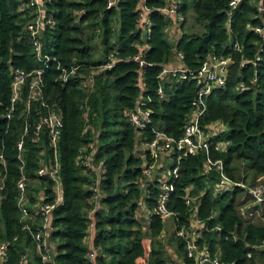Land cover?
Here are the masks:
<instances>
[{"label":"trees","instance_id":"trees-1","mask_svg":"<svg viewBox=\"0 0 264 264\" xmlns=\"http://www.w3.org/2000/svg\"><path fill=\"white\" fill-rule=\"evenodd\" d=\"M24 1L0 0L3 109L10 105L14 70L31 71L42 66L28 36L20 38L33 18L31 9L20 10ZM175 1L184 16L181 39L176 46L184 65L198 70L212 55L232 60L226 86L215 88L208 95L206 111L200 118L204 128H212L217 122L228 128L213 138L209 156L223 161L225 174L231 180L248 187L264 186V36L255 31L256 27L264 28V0H242L230 16L232 0ZM107 4L108 0H50L44 6L46 18L54 21L53 26H47L43 38L44 48L46 51L53 48L54 58L43 75L45 94L51 103L62 108L64 122L59 144L64 204L52 214L50 236L57 249L47 264H91L87 244L91 222L95 224L94 244L104 248L94 264H194L187 256L185 238L178 235L182 226L189 229L191 223L186 190L193 185L194 193L199 195L206 179L214 183L220 180V175L215 170L204 173L208 157L204 151L180 155L178 177L168 200L169 209L176 214L169 242L179 258L169 261L161 238L165 220L154 212L160 191L158 182L145 188L138 182L143 176V161L137 150L139 137L150 140L153 132L148 126L139 136L125 111L135 108L140 98H150L147 107L152 110L151 125L178 140L184 134L199 86L195 80L160 76L175 54L165 33L171 17L162 10L169 0H146L151 22L146 51L141 50L144 30L139 23L138 0H117L112 7ZM236 43L240 49L235 48ZM141 52L145 66L132 60ZM108 62H113V66L101 67ZM58 63L79 69L62 84L56 80ZM86 76L93 77L92 86L81 85ZM241 84L244 89L239 88ZM160 85L168 98L157 95ZM87 123L93 131L84 133ZM20 133L21 122L15 117L10 130L0 138L6 156V164H0V176H6L0 203V243H9L7 264H23L24 253H29V264H44L36 253L32 232L22 230L17 206L20 162L16 142ZM32 134L33 129L26 139V171L40 183L31 188L30 198L33 204L42 198L49 202L54 198L52 182L36 175L41 147L33 143ZM220 142L225 146L218 147ZM92 147L96 150L95 161H103L105 169L97 201L91 189L96 177L90 176L78 160L82 148ZM47 152L50 156L51 151ZM178 156L175 153L173 161ZM147 157L149 163L154 162L150 153ZM141 202L152 212L148 228L136 217ZM197 203L199 218L206 223L198 238L201 246H207L226 264H264V202H254L248 189L235 186L217 196L212 189L204 190ZM245 205L247 216L241 212ZM253 211L258 214L249 216ZM33 221L34 231L42 218L37 216ZM217 226L221 229L217 230Z\"/></svg>","mask_w":264,"mask_h":264},{"label":"built area","instance_id":"built-area-1","mask_svg":"<svg viewBox=\"0 0 264 264\" xmlns=\"http://www.w3.org/2000/svg\"><path fill=\"white\" fill-rule=\"evenodd\" d=\"M50 0H26L21 6L20 10L31 9L33 11V18L24 27L20 38L25 35L28 36L32 50L39 62L42 63L41 67L35 68L31 71L25 69H17L13 72V78L11 83V100L10 105L3 109V101L0 99V138L5 135L12 126V120L17 117L21 122V133L16 142L17 158L20 162V177L16 182L17 194V206L21 212V224L22 230L32 232L34 241L36 242V253L41 257L44 264L50 263L55 255L56 248L54 242L51 240L50 233L52 232L51 220L54 210L64 204V191L62 186L61 177V162L59 159V144L63 133V110L57 103H51L45 94V83L43 75L45 69L49 66V63L54 59L52 57V49L46 51L44 48V34L47 26H53L54 21L45 16L44 6L45 3ZM242 0H232L230 3L232 14ZM117 4V0H108V7H112ZM258 6V5H257ZM262 9L261 6H258ZM138 12L140 27L149 32L151 26L149 18V8L146 6V0H138ZM166 13L175 15L178 18V22L181 25L184 21V16L180 12V6L175 0H169V4L162 9ZM230 21V20H229ZM255 31L264 36V28L256 27ZM99 33V30H98ZM236 49H240L238 43L235 44ZM143 51V49H141ZM142 53L135 55L132 60L139 62L141 66H145L146 63L142 58ZM179 57L183 60V55L179 53ZM115 58V57H114ZM260 57L257 58L259 60ZM232 60L230 57H218L210 56L207 61L203 63L198 70L188 69L185 65L179 68H168L164 65L161 72V77H173L174 79L181 81L186 79L195 80L199 86L197 98L194 101L193 110L188 117V120L184 126L183 136L175 140L172 136L168 135L158 126H153L152 123V110L147 107L150 98H140L137 106L133 109L125 111L127 120L135 127L139 132V136H142L143 130L148 126L151 127L153 132V138L147 141H143L139 137L138 147L143 151L138 150V156L143 161V176L138 180L141 186L145 188L148 184L158 182L159 196L156 199V205L154 212L165 219H174L176 215L174 211L168 207V200L171 193L174 190V181L178 177L180 155H196L200 151H204L207 154L206 161L204 163V173L209 174L212 170H215L220 175V180L212 183L208 178L205 181L204 190L212 189L215 196L228 191L235 186H241L248 189L249 193L253 196L254 202H264V186L262 184L255 187H248L244 183H239L231 180L224 171V164L222 160H213L209 156V150L213 145V138L218 136L222 126L219 123H215L212 128H204L201 126L200 118L205 113L207 108L208 95L211 94L215 88H223L226 86L227 78L229 75V66ZM184 64V63H183ZM113 62H108L101 67H111ZM57 69L59 76L56 80H59L62 84L66 83L72 76L76 75L79 66H70V68L58 63ZM94 79L92 76H86L82 79L81 85L84 87L92 86ZM141 85L144 84L141 81ZM240 89H244V85L239 86ZM157 95L161 99L168 98L163 85H160L157 90ZM85 120H87V112L85 113ZM223 124V123H222ZM33 129L31 140L33 143L40 145V160L38 168L36 169V175L38 177H47L52 182V189L54 192V198L52 201L44 202L43 195L41 193V199L33 204L31 202L30 193L31 188L35 187L39 180L32 178L26 171L27 164V146L26 139L30 136V130ZM93 131V127L90 123H87L84 129V133L87 131ZM218 147L225 146L224 142L217 144ZM47 150L51 151V155L47 156ZM95 148L91 149L82 148L78 157V160L83 164L90 176H95L93 179L91 189L94 191V199L97 201L100 197L99 194V182L105 171L103 161L96 162L94 158ZM147 153L153 156V163L148 162ZM178 153L179 156L174 161L173 166L169 169L165 168L162 164L160 171L158 170L160 163V157L162 155L173 156ZM0 164H6V156L4 152V146L0 145ZM0 203L3 198V191L6 186V176H0ZM231 183L232 185H230ZM196 188L193 185H189L185 194V202L189 207L188 214L190 215V228L182 226L178 231V235L185 238L187 256L194 260V264H226L222 262L219 256L212 254L211 250L207 246H201L198 243V238L201 237L203 230L206 229L205 221L201 220L198 215V200L200 195L204 192L200 191V194L194 193ZM140 207L148 209L145 202H141ZM94 210L90 212L93 214ZM242 214H248V206L241 208ZM258 214L257 211L249 213V216ZM37 216L42 218L41 224L33 231L35 222L33 219ZM216 213L212 216L215 217ZM95 224L91 222L88 229L87 244L90 249L89 259L91 264H94L95 258L104 252L103 246H95ZM217 230L221 229L219 226ZM8 242L0 243V264H7L8 260ZM264 246V243L262 244ZM22 263L29 264V253L22 255Z\"/></svg>","mask_w":264,"mask_h":264},{"label":"crops","instance_id":"crops-1","mask_svg":"<svg viewBox=\"0 0 264 264\" xmlns=\"http://www.w3.org/2000/svg\"><path fill=\"white\" fill-rule=\"evenodd\" d=\"M143 32H144L143 33V35H144L143 36L144 43L141 46V49H143V51H146L149 48V45H148V34L145 31H143ZM165 33H166V38L173 45L174 52H175V54L172 57V59L165 65L168 68H179V67L184 66L183 60L179 57V52L176 50L177 43L181 39V35H182L181 25L178 22L177 16L171 15V24L166 28ZM218 123H219V125L222 126L221 129H225V130L228 129L225 124H222L221 122H218ZM160 163L161 164L159 165L157 171L161 170L162 164L165 166L164 159H160ZM151 214H152V212L149 211V209H145L143 207H139V209H138V211L136 213V217L142 223L144 228H148L150 226ZM163 234H164V232H163ZM163 234H162V237H163ZM54 245H55V248L57 249V245L55 243H54ZM146 245H148V244H146ZM173 256H174V258L178 257V255H176V254L173 255ZM178 258H177V260H178ZM174 260H176V259H174ZM177 262L180 263L181 260H179ZM181 264H182V262H181Z\"/></svg>","mask_w":264,"mask_h":264},{"label":"rangeland","instance_id":"rangeland-1","mask_svg":"<svg viewBox=\"0 0 264 264\" xmlns=\"http://www.w3.org/2000/svg\"><path fill=\"white\" fill-rule=\"evenodd\" d=\"M140 151H143L140 147H138ZM160 159H164L165 161V168L169 169L170 167L173 166V158L171 156H164L162 155L160 157ZM175 230V226H174V222H173V219H165V230H164V234H163V237L161 236V238L163 239L164 241V246H165V249H166V253H167V256H168V260L169 261H173L175 262L177 260L178 257H175L173 255L176 254L175 250H174V247L172 245V243L169 242V239H170V236L171 234L173 233V231ZM146 244H148V240H146ZM177 255V254H176ZM176 259V260H174Z\"/></svg>","mask_w":264,"mask_h":264},{"label":"water","instance_id":"water-1","mask_svg":"<svg viewBox=\"0 0 264 264\" xmlns=\"http://www.w3.org/2000/svg\"><path fill=\"white\" fill-rule=\"evenodd\" d=\"M230 185H232L231 183H229Z\"/></svg>","mask_w":264,"mask_h":264}]
</instances>
